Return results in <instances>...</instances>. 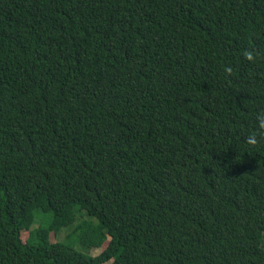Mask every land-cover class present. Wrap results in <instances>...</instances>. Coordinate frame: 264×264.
Listing matches in <instances>:
<instances>
[{
	"label": "trees",
	"instance_id": "trees-1",
	"mask_svg": "<svg viewBox=\"0 0 264 264\" xmlns=\"http://www.w3.org/2000/svg\"><path fill=\"white\" fill-rule=\"evenodd\" d=\"M261 116L264 0H0V264H264Z\"/></svg>",
	"mask_w": 264,
	"mask_h": 264
},
{
	"label": "rangeland",
	"instance_id": "rangeland-1",
	"mask_svg": "<svg viewBox=\"0 0 264 264\" xmlns=\"http://www.w3.org/2000/svg\"><path fill=\"white\" fill-rule=\"evenodd\" d=\"M37 217H38V218L35 220V223H34L33 226H32L33 228L37 227V226L41 223V221L44 220V218H43V217H40L39 215H38ZM65 235H66V231H65V230L60 231V232H59L57 235H55V236L51 233V234H50V241H51L52 243L59 244V243H61V241L64 240ZM27 237H28V232H26V231H22V232H21V240L24 242V241L26 240ZM105 245H106V243L103 245L102 248H93V249H91V250L89 251V255H91V256H95V255L99 254V253L102 251V249L105 247ZM59 247H60V246H56V248H55L54 250H52L51 253H57V252H60V249H61V248H59ZM76 248H77L79 251L85 253V251H84L80 246L76 245ZM107 264H108V263H107Z\"/></svg>",
	"mask_w": 264,
	"mask_h": 264
},
{
	"label": "clouds",
	"instance_id": "clouds-1",
	"mask_svg": "<svg viewBox=\"0 0 264 264\" xmlns=\"http://www.w3.org/2000/svg\"><path fill=\"white\" fill-rule=\"evenodd\" d=\"M248 58L251 59L252 56L251 54H248ZM259 119V126L260 128L264 129V116L258 117ZM248 143L249 144H255L256 143V139H255V133H252L248 139Z\"/></svg>",
	"mask_w": 264,
	"mask_h": 264
}]
</instances>
